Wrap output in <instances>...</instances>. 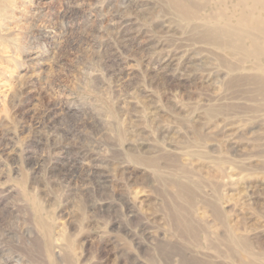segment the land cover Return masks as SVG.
Listing matches in <instances>:
<instances>
[{
  "label": "rangeland",
  "instance_id": "rangeland-1",
  "mask_svg": "<svg viewBox=\"0 0 264 264\" xmlns=\"http://www.w3.org/2000/svg\"><path fill=\"white\" fill-rule=\"evenodd\" d=\"M236 1L0 0V264H264Z\"/></svg>",
  "mask_w": 264,
  "mask_h": 264
},
{
  "label": "bare ground",
  "instance_id": "bare-ground-1",
  "mask_svg": "<svg viewBox=\"0 0 264 264\" xmlns=\"http://www.w3.org/2000/svg\"><path fill=\"white\" fill-rule=\"evenodd\" d=\"M179 1L180 0L178 1L170 0L172 5L175 4L174 8H176L175 10H177L179 14L187 15L186 12L188 11V9H185L182 5H180ZM231 8L233 9V13H236V16H234V24L230 23V18H229V30L224 31L222 29L219 30L217 28L210 29L205 32L206 33L205 37H207V39L209 40L211 39V41L213 42L215 41V43L221 45V47L228 50L230 57H236L243 61H248L250 59H254L258 61L260 59H264V49H262L264 46V0H237L231 6ZM255 13H258V16H255L254 15ZM246 26H250L251 28L248 29ZM247 41H249V44L248 46H245L244 44ZM236 69L237 68L231 65L229 66L230 72L232 70L235 71ZM256 69L257 71L259 70L261 74L262 73L264 74V72L258 66H256ZM263 80L261 79L262 82L258 81L260 82L258 84H260V87H261V89H259L260 87L258 89L264 91V81ZM227 241L229 242V239ZM231 241L234 242V240H231Z\"/></svg>",
  "mask_w": 264,
  "mask_h": 264
}]
</instances>
